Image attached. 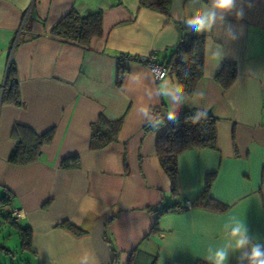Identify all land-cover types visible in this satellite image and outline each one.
Listing matches in <instances>:
<instances>
[{
    "label": "crops",
    "instance_id": "crops-1",
    "mask_svg": "<svg viewBox=\"0 0 264 264\" xmlns=\"http://www.w3.org/2000/svg\"><path fill=\"white\" fill-rule=\"evenodd\" d=\"M73 8L102 11V35L86 47L51 35ZM201 9L204 22H195ZM167 10L138 0H0V199H10L0 236H16L19 264H215L222 250L224 264H249L253 244L264 250V0H234L226 10L216 0H170ZM183 33L205 37L203 76L190 95L174 75L156 81L142 63L118 61L154 55L162 63ZM225 63L236 72L228 88L216 81ZM9 65L19 105L6 98ZM153 107L170 122L192 108L216 118L215 148L177 155L175 194L155 145L167 125L149 123ZM100 117L122 124L115 142L95 150L91 125ZM17 124L53 132L26 165L8 161ZM73 156L79 165L62 167ZM209 175L221 212L191 204ZM13 207L22 211L15 221ZM240 220L249 243L233 251ZM19 228L30 229L28 248ZM9 239L0 254L12 263Z\"/></svg>",
    "mask_w": 264,
    "mask_h": 264
},
{
    "label": "trees",
    "instance_id": "trees-1",
    "mask_svg": "<svg viewBox=\"0 0 264 264\" xmlns=\"http://www.w3.org/2000/svg\"><path fill=\"white\" fill-rule=\"evenodd\" d=\"M140 7L151 9L166 14L170 0H138ZM102 11L99 10L87 15H81L76 9L68 11L51 29V35L74 45L86 47L92 37L102 35ZM204 35L185 34L180 38L177 46L169 51V55L160 63L166 66L168 73L174 75L177 87L187 95L193 93L197 81L203 76L204 64ZM126 60L124 55L118 61ZM118 72V84L123 78V72ZM233 64L225 63L216 74V81L220 82L224 88H228L235 77ZM8 91L6 98L16 104H20L18 83L15 77L14 65H9L6 77ZM122 119L117 121H107L99 118L91 125V149H102L104 146L117 140V133L120 130ZM167 125L165 131L157 137L156 151L160 159L161 168L169 177L172 186V193L177 190L178 171L176 157L178 154L191 148H215L216 146V118L209 113L199 112L197 109H186L179 117L172 121L164 119L160 123H155L153 128ZM11 136L15 142L8 161L17 165H26L35 161L43 145L52 140L53 132L48 130L42 134H37L30 127L17 124L14 125ZM78 157L73 156L62 161V167H77ZM212 176L209 175L205 182L203 194L194 200L193 206H201L220 210L226 209L225 205L217 203L209 197ZM9 198L4 196L0 199V207L7 205ZM10 224L15 223L10 218ZM70 230L74 227L68 225ZM156 226L151 230L155 231ZM21 247L28 248L30 243V229L19 228ZM3 250L0 248V251Z\"/></svg>",
    "mask_w": 264,
    "mask_h": 264
},
{
    "label": "clouds",
    "instance_id": "clouds-1",
    "mask_svg": "<svg viewBox=\"0 0 264 264\" xmlns=\"http://www.w3.org/2000/svg\"><path fill=\"white\" fill-rule=\"evenodd\" d=\"M234 0H216V7L218 10H226L229 9ZM206 10L201 9L200 15L194 18L195 22L203 23L204 16L206 15ZM172 115V114H170ZM248 228L246 223L243 220H240L232 229L231 236L235 241L233 251H240L249 243V237L247 235ZM227 258V253L225 251H219L215 257V264H224ZM249 264H264V250L257 245L253 244L251 246L250 252L247 256Z\"/></svg>",
    "mask_w": 264,
    "mask_h": 264
},
{
    "label": "built area",
    "instance_id": "built-area-1",
    "mask_svg": "<svg viewBox=\"0 0 264 264\" xmlns=\"http://www.w3.org/2000/svg\"><path fill=\"white\" fill-rule=\"evenodd\" d=\"M124 58L129 61H134L138 63H142L150 69V72L153 74V77L156 81H160L167 76L168 71L166 66L158 63L154 58V55H148L144 57H136L131 55H124ZM149 115V123L155 124L160 123L166 119L165 113L161 110V108H150L148 109ZM10 202V200H9ZM184 207H178L177 210H183ZM22 214L21 209L13 207L10 213V217L12 220H17Z\"/></svg>",
    "mask_w": 264,
    "mask_h": 264
},
{
    "label": "rangeland",
    "instance_id": "rangeland-1",
    "mask_svg": "<svg viewBox=\"0 0 264 264\" xmlns=\"http://www.w3.org/2000/svg\"><path fill=\"white\" fill-rule=\"evenodd\" d=\"M8 225V227H15L14 225H11V224H7ZM3 233V235L2 236H0V247L2 246V241H3V239L4 240H7V239H9V233L7 232V231H4V232H2ZM17 238H16V236L15 235H13V237H12V239L10 240H8L9 242H11V248L15 251V252H13V253H15L16 254V258H14V260H16V261H11L12 263H10V261L8 260V259H5V256L3 255H1L0 254V262H4V263H8V264H16V263H21V262H19V260H20V258H21V253H20V250H19V247L18 248H16L15 246H17L16 245V243H17V240H16Z\"/></svg>",
    "mask_w": 264,
    "mask_h": 264
}]
</instances>
